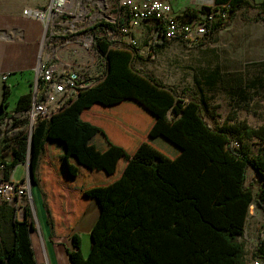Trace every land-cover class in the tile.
I'll return each mask as SVG.
<instances>
[{
	"label": "trees",
	"instance_id": "trees-1",
	"mask_svg": "<svg viewBox=\"0 0 264 264\" xmlns=\"http://www.w3.org/2000/svg\"><path fill=\"white\" fill-rule=\"evenodd\" d=\"M218 1H230L234 11L214 34L228 28L240 10L247 13L252 7L248 0ZM263 11L264 4L255 19L264 21ZM197 13L188 7L185 19ZM102 29L100 25L95 29L92 44L102 71L77 85L88 89L102 83L52 118L34 122L31 137L29 114L33 100H42L41 89L36 96L32 92L19 96L13 111L0 118V168L5 171L1 179H12L13 168L29 161L30 178L42 183L55 230L58 221L50 203L57 198L56 187L38 171L49 147L60 151L55 156L58 174L69 173L65 177L71 187L94 197L100 209L87 256L79 236L72 235L74 248L68 250L72 264H248L239 238L245 235L251 201L264 211V125L255 128L235 118L210 123L193 88L181 91L162 83L153 71L136 66L144 58L139 51L100 34ZM172 42L155 39L150 46L154 56ZM121 44L133 52L115 48ZM9 97L7 89L4 108ZM96 104L111 109L106 112L111 131L84 118L83 113ZM128 127L135 140L126 148L113 136ZM96 137L102 138L105 148H94ZM250 167L258 178L247 184ZM94 170L106 176L86 189L91 178L86 172ZM8 215L13 219V239L0 253V264H37L27 221L30 209L23 221L17 220V206ZM66 215L61 213L65 228L57 230L69 236L72 219ZM252 256L264 261V223Z\"/></svg>",
	"mask_w": 264,
	"mask_h": 264
},
{
	"label": "crops",
	"instance_id": "crops-1",
	"mask_svg": "<svg viewBox=\"0 0 264 264\" xmlns=\"http://www.w3.org/2000/svg\"><path fill=\"white\" fill-rule=\"evenodd\" d=\"M172 1L173 4L179 3L178 0ZM251 1L252 0H248L250 5H252ZM262 1L263 0H257L259 12L262 11ZM48 2L49 0H42L39 3V7L46 5ZM175 8L181 12L188 8V5H183L181 8ZM237 17L233 19L231 25L228 28H225L226 30H233V28L235 29L238 27L242 30V32L244 31V27ZM235 20L236 22H234ZM262 22V25H264V21ZM45 28L46 26L43 22L37 19L25 17L22 12L13 15L0 11V118L10 114L13 111L19 96L28 92L34 93L36 90L35 85H37V69L41 59H43L47 53V51L44 50L46 34ZM225 29L220 30L219 32L222 33ZM219 32L214 34L213 40L215 35ZM115 48L124 49L125 47L118 45L115 46ZM57 52L59 55L58 60L67 62L69 65L74 66V68H83L87 72L91 73V76H94L102 71L101 59L94 50L89 51L88 49L87 51L80 45L66 44L57 47ZM257 71L258 74H256L257 76L254 78L256 80H264V62L258 65ZM234 72L237 73L235 76L236 78H246V72L242 71L241 69H237ZM102 82L103 80L98 81L88 89L83 87L80 88L77 85V88H74L69 92L65 107H71L74 105L82 96L84 97L87 92ZM7 89H9L10 96L14 94L16 96L15 98L17 99L14 104H12L10 99H8L9 105L4 108L3 102L5 99V90ZM34 95L36 94L34 93ZM259 98L264 97L259 96ZM242 109L250 111L249 107L246 108L242 106ZM106 112H111V109L109 107L96 104L90 109L86 110L83 113V116L86 120L92 121L98 126L104 128L106 127L111 131L109 128L110 123L107 121ZM231 118H235L237 120V116L233 115ZM241 121L248 123L245 120ZM263 125L264 121L257 127L253 125L251 126L259 128ZM113 137L114 142L126 148L131 147L134 143L133 141L135 140L134 132L132 133L129 127L124 132H114ZM101 139V137H96L94 141L97 143V145H95L94 148L103 149L106 147ZM59 154V150L49 147L41 164V169L38 171L40 178L42 176L46 183L56 187L55 192L57 198L50 203L51 209L57 216L58 224L55 226L56 229L54 230L53 224L49 219L50 215L46 206V196L44 194L42 183H34L30 178L29 161L17 164L16 167L25 168L27 178L21 182L27 183L29 193L26 197L18 201L16 200L14 203H6L0 200V253L4 250V247L7 245L9 246L12 243L14 231L13 219L10 215H8V213L12 208H15V206H17L18 221L25 220L27 208H29L31 211V216L27 218V221L30 224L29 233L33 245L32 248L38 262L37 264H72L68 254V250L74 248L72 235L77 234L81 240V233H83V231H91L92 233L93 225L97 218H99L100 214L97 200L94 197H85L79 191L73 189L68 183V181H71L70 178L65 177L70 176L69 173L63 172L62 175L58 174L59 164H57V159L55 156ZM122 164L123 162L121 161L115 176H117L120 169L122 168ZM15 168H13L10 178H14ZM4 172V167H1L0 179L5 178ZM86 173L88 174V177H91L87 183L86 189L94 186L95 184L97 185L96 178H104L106 176L104 173L96 170ZM257 190H259V188H254V190H252L254 198L256 196ZM26 199H28V203L26 202ZM257 206L258 205L256 204L255 200H252L247 208L244 221L245 231L247 223L249 222V218L255 217L257 211L261 210ZM62 212L67 214L65 217L67 220L69 218L72 219V224L69 226H71L73 232L69 236L63 235L59 233V230H57L65 228L64 224L61 223L63 221L61 218ZM71 214L77 215L73 217ZM60 232L62 231L60 230Z\"/></svg>",
	"mask_w": 264,
	"mask_h": 264
},
{
	"label": "rangeland",
	"instance_id": "rangeland-1",
	"mask_svg": "<svg viewBox=\"0 0 264 264\" xmlns=\"http://www.w3.org/2000/svg\"><path fill=\"white\" fill-rule=\"evenodd\" d=\"M41 1L0 0V11L15 15L28 7H39ZM178 2L174 4L175 7L194 6L193 0ZM251 3V9L247 13L240 10L237 17L244 31L238 27L233 30L225 29L215 35L213 42L208 41L194 47L173 40L170 46L159 48L158 54L154 56L150 47L151 38L142 37L139 41V53L144 58L137 61L136 66L153 71L162 83L174 85L181 91L187 87L193 88L196 95L201 97L205 116L212 124L230 119L234 115L239 121L245 120L255 127L259 126L264 121V98H259L264 97V80H256L254 77L258 74V65L264 62V25L261 20L255 19L259 13L257 0H252ZM50 32L51 30L45 37L50 36ZM84 40L83 35L73 34L69 30L65 36L56 39L51 37L52 44L58 47L72 41L85 44ZM45 42L44 50L48 51L50 42L47 39ZM121 45L131 50L129 46ZM93 50L91 45L89 51ZM237 69L246 72L245 79L235 77L237 73L234 71ZM15 97L12 94L9 98L12 104L17 99ZM242 106L249 107L250 111L243 110ZM26 178L25 168L16 167L14 180L21 182ZM256 178L258 177L254 168L250 167L247 184ZM253 218H249L244 237L239 238L245 246L248 264H254L257 260L253 258L252 253L258 243L259 229L264 223V211L258 210ZM90 233L91 231L81 233V251L85 256L91 248Z\"/></svg>",
	"mask_w": 264,
	"mask_h": 264
},
{
	"label": "built area",
	"instance_id": "built-area-1",
	"mask_svg": "<svg viewBox=\"0 0 264 264\" xmlns=\"http://www.w3.org/2000/svg\"><path fill=\"white\" fill-rule=\"evenodd\" d=\"M193 5L190 7L198 13L190 19H185L187 8L179 12L172 0H49L42 7L26 8L22 12L25 17L43 22L46 34L51 30L50 36L45 37V41L50 42L48 51L37 69L35 89L40 87L43 97L40 102L34 99L31 106L30 137L34 122L52 118L65 107L69 92L77 88L79 82L92 77L83 68H74L58 60V46L52 44L51 37L65 36L67 30L83 35L85 44L76 41L69 44L80 45L88 51L94 41L95 29L100 25L103 27L100 34L107 33L116 40L129 43L137 51L142 37H150L151 45L157 39L178 40L196 47L210 41L216 26L233 17L230 1L193 0ZM28 193L26 182H18L14 178L0 179L2 202L14 203ZM254 264H264V261L257 259Z\"/></svg>",
	"mask_w": 264,
	"mask_h": 264
},
{
	"label": "bare ground",
	"instance_id": "bare-ground-1",
	"mask_svg": "<svg viewBox=\"0 0 264 264\" xmlns=\"http://www.w3.org/2000/svg\"><path fill=\"white\" fill-rule=\"evenodd\" d=\"M36 87H37V85H36ZM39 89H41V88H40V87H38V88H37V90H39ZM37 90H35V91H36V94H37ZM35 96H36V95H35Z\"/></svg>",
	"mask_w": 264,
	"mask_h": 264
},
{
	"label": "water",
	"instance_id": "water-1",
	"mask_svg": "<svg viewBox=\"0 0 264 264\" xmlns=\"http://www.w3.org/2000/svg\"><path fill=\"white\" fill-rule=\"evenodd\" d=\"M34 93L36 94V91H34ZM29 166H30V163H29ZM30 169H31V167H30ZM30 169H29V170H30Z\"/></svg>",
	"mask_w": 264,
	"mask_h": 264
}]
</instances>
